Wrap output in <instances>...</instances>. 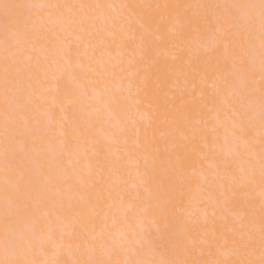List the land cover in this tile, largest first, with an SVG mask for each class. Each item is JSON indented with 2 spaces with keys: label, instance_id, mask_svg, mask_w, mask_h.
I'll list each match as a JSON object with an SVG mask.
<instances>
[{
  "label": "snow or ice",
  "instance_id": "obj_1",
  "mask_svg": "<svg viewBox=\"0 0 264 264\" xmlns=\"http://www.w3.org/2000/svg\"><path fill=\"white\" fill-rule=\"evenodd\" d=\"M0 264H264V0H0Z\"/></svg>",
  "mask_w": 264,
  "mask_h": 264
}]
</instances>
